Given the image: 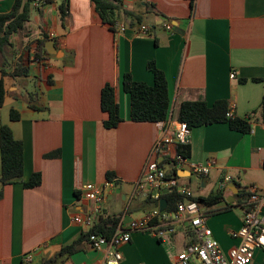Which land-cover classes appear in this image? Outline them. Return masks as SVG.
I'll return each mask as SVG.
<instances>
[{
    "label": "crops",
    "instance_id": "crops-1",
    "mask_svg": "<svg viewBox=\"0 0 264 264\" xmlns=\"http://www.w3.org/2000/svg\"><path fill=\"white\" fill-rule=\"evenodd\" d=\"M13 1L0 0V14L7 13ZM118 2L115 20L128 26L123 33L103 23L90 0H68L63 21L60 1L52 0L34 10L24 30L12 35L10 46L0 52L5 102L23 97L19 93L24 79H31L36 89L35 99L26 92L18 121L4 122L0 108V126L7 125L22 143V182L33 173L40 175L39 186L31 189L19 182L0 184V264H23L27 254H32L29 264L49 259L52 264H104L106 249L93 250L80 238L88 229L72 221L95 206L83 197V185L100 187L113 180L116 186L94 224L118 215L127 224L154 208L135 184L148 161L168 168L176 149L168 146L151 154L162 131L155 123L130 119L129 96L122 88L124 75L152 85L150 62L165 76L174 116L182 102L203 100L210 107L223 100L233 117L250 126L245 134L227 123L192 129L189 163L215 164L205 177L191 175L186 167L177 169L179 184L191 188L194 177L201 192L210 188L198 196L221 189L226 202L233 199L227 202L232 204L228 211L205 215L222 251L237 243L230 232L241 225L240 191L246 194V188L254 186L264 193V0H194L192 9L188 0ZM140 25L149 26L147 35L136 32ZM36 40L45 41L43 63L33 59ZM48 41L54 54L48 52ZM20 65L28 68L27 77H12ZM105 84L113 87L119 111L120 122L112 129L103 126L106 115L100 109ZM107 174L112 177L107 179ZM200 208L204 214L209 211ZM190 237L182 228L162 240L133 233L118 249L121 264H177V254ZM79 239L75 252L60 254ZM250 264H264V252L255 251Z\"/></svg>",
    "mask_w": 264,
    "mask_h": 264
},
{
    "label": "built area",
    "instance_id": "built-area-1",
    "mask_svg": "<svg viewBox=\"0 0 264 264\" xmlns=\"http://www.w3.org/2000/svg\"><path fill=\"white\" fill-rule=\"evenodd\" d=\"M32 7L37 8L38 3H32ZM166 30L171 29L170 24L164 26ZM117 33H123L128 29L127 25L120 22L114 23L110 27ZM149 26L140 25L136 32L147 35ZM50 37H53L50 34ZM34 49L33 59L44 62L43 57L36 58ZM234 74L230 75L233 78ZM227 117H232L230 110ZM162 131V135L157 140L151 150V154L164 152L168 146L178 143H187L191 130L185 122L178 121L172 110L166 121L155 123ZM169 167L166 168L156 161H148L143 169V173L135 184L138 192L144 193L155 206L141 219L131 220L127 224L120 218L118 226L110 237L89 234L87 242L93 250L106 249L104 264H121V253L119 247L128 243L133 233H142L151 236L156 240H162L167 235H171L176 228H182L184 232L191 233L187 243L177 254V264H250L257 250L264 252V193L259 192L254 186L246 188V198L243 203V214L240 227L230 232V236L236 239V245L226 252L222 251L218 242L214 239L212 231L206 225L205 214L197 202L190 200L194 197L188 187L179 184V179L170 176L171 170L177 171L183 167L196 177H205L209 174L210 168L215 164L214 160L208 161L204 165L189 163L188 159L176 154V150L171 154ZM228 181V177L224 178ZM83 197L95 204L94 209L84 215H76L72 221L75 225L83 224L88 230L94 225V216L101 212L102 204L109 193H114L116 186L113 180L106 181L102 186L96 187L93 184L83 185L81 188ZM175 190L183 195L185 200L176 205L172 211L159 210V200L163 199L162 194ZM32 254L24 256L22 263L29 264Z\"/></svg>",
    "mask_w": 264,
    "mask_h": 264
},
{
    "label": "trees",
    "instance_id": "trees-1",
    "mask_svg": "<svg viewBox=\"0 0 264 264\" xmlns=\"http://www.w3.org/2000/svg\"><path fill=\"white\" fill-rule=\"evenodd\" d=\"M58 5L61 20L63 21L68 12V0H59ZM95 7L101 21L112 27L117 21V13L120 9L118 0H90ZM192 9L194 0H188ZM37 2L38 7H32V3ZM52 3V0H14L10 10L7 13L0 14V52L4 48L10 46V37L24 30L25 25L29 22L31 14L34 10L40 11L45 5ZM112 30V29H111ZM36 48V58L45 53V41H33ZM30 43L31 44H33ZM29 45V46H30ZM27 46V48H29ZM25 60L29 61L28 57ZM21 62V60H20ZM147 69L153 74V84L147 85L142 82H136L129 75H124L122 79L123 91L128 94L130 101V119L134 122H150L156 123L166 121L171 112V103L168 96L167 82L164 74L155 68L153 63L147 64ZM28 68L21 65L17 68V72L12 77H27ZM8 95L4 85V75L0 74V108L4 105ZM31 96L29 95V99ZM31 107V106H30ZM32 108V107H31ZM100 109L106 115L103 121V126L107 129H112L120 122L118 105L115 101L114 90L111 85L105 84L100 91ZM230 111L226 101L219 100L208 106L203 100L186 101L178 106L176 119L185 122L190 130L208 126L216 123H227L233 131L245 134L250 131L249 124L239 118L227 117L226 114ZM10 121H18L19 113L14 109L10 111ZM190 148L187 143H178L176 145V154L189 158ZM23 176V147L19 140H16L10 128L7 125L0 126V184L8 185L14 183H22L25 189H31L39 186L40 175L33 173L29 180L22 182ZM179 179L177 171L171 170L169 177ZM111 174H107L106 178H111ZM241 193V200L237 203H244L246 194ZM238 197V195H237ZM162 198L167 202V211H172L176 205L185 200L183 195L176 193L175 190L167 191L162 194ZM190 200L198 203L200 207H205L209 211L206 216L220 214L228 211L231 203H227L222 195V190L219 189L214 194L207 196H194ZM242 201V202H241ZM220 203H224L225 207L216 209ZM155 204V203H154ZM121 215L107 216L100 218L86 233L81 235V240L88 239L89 234L102 235L110 237L115 231L120 221ZM81 240L73 242L70 246L65 247L60 254H71L78 249ZM59 254V255H60ZM45 264H52L51 259L45 261Z\"/></svg>",
    "mask_w": 264,
    "mask_h": 264
},
{
    "label": "rangeland",
    "instance_id": "rangeland-1",
    "mask_svg": "<svg viewBox=\"0 0 264 264\" xmlns=\"http://www.w3.org/2000/svg\"><path fill=\"white\" fill-rule=\"evenodd\" d=\"M32 14L34 16L35 15V12L32 13ZM51 59H53V58H51ZM23 83H24V85H23L24 87H23V89H21L22 90L21 93H19V95L20 94H23V97L19 96L18 99L17 100H14V101L13 100H7L5 102V104L3 105V107H2V118H3L4 122H7L8 121V118L10 117V111H11V109H14L15 111H19L20 108H23L24 107L25 101L27 100L26 99V92L29 93V95L31 96L30 98L35 99V97H36V89H35V87L33 85L32 80L31 79H24L23 80ZM196 184H197V180L194 177H191V188H188V189L192 192V194L194 196H198L200 194H207V193H209L210 188H208L205 192H201L197 188ZM212 189H213V187H212ZM213 192H215V189L213 190ZM214 215H216V214H214ZM262 259L263 258L260 257L257 260V263L260 262Z\"/></svg>",
    "mask_w": 264,
    "mask_h": 264
},
{
    "label": "water",
    "instance_id": "water-1",
    "mask_svg": "<svg viewBox=\"0 0 264 264\" xmlns=\"http://www.w3.org/2000/svg\"><path fill=\"white\" fill-rule=\"evenodd\" d=\"M47 49H48V52H49L50 54H54V53H55V47H54L52 41H48V47H47ZM229 201H233V199H231V200L227 199V202H229ZM158 206H159V210H160V211L165 210L166 207H167V202H166V200H165V199H160V200H159V203H158Z\"/></svg>",
    "mask_w": 264,
    "mask_h": 264
}]
</instances>
